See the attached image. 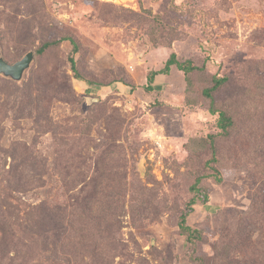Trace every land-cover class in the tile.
I'll use <instances>...</instances> for the list:
<instances>
[{
	"label": "rangeland",
	"instance_id": "374dc122",
	"mask_svg": "<svg viewBox=\"0 0 264 264\" xmlns=\"http://www.w3.org/2000/svg\"><path fill=\"white\" fill-rule=\"evenodd\" d=\"M28 51L0 74V264H264V0H0L1 56ZM172 52L203 68L146 89Z\"/></svg>",
	"mask_w": 264,
	"mask_h": 264
},
{
	"label": "trees",
	"instance_id": "16d2710c",
	"mask_svg": "<svg viewBox=\"0 0 264 264\" xmlns=\"http://www.w3.org/2000/svg\"><path fill=\"white\" fill-rule=\"evenodd\" d=\"M69 41H71V39L68 38ZM49 42H45V44L40 47L37 51L41 52L43 51L47 46H49ZM34 54V53H33ZM72 69L74 68V58L71 57L69 59ZM172 66H175L177 69L181 70L183 72L185 81L189 82L190 80V76L192 73H194L195 71H198L199 69H202L203 67H199L197 64H195V62H193L191 59H185V60H179L177 58V55L175 54V52H172L168 58L166 59V62L164 64V66L158 70H153L151 72H149L147 74L146 80H147V86L146 89L151 90L152 89V83L154 81V77L157 74H167L169 73L170 69ZM75 71V69H73ZM227 80L226 77H217V76H213V81H214V85L209 87V88H204V90H202V93H207L208 95L210 93L211 90H213L214 87H218L220 85V83L225 82ZM217 127L219 128V131L221 134L227 135L231 132V128L234 127L235 122L234 119L228 115V113L226 111H220L217 121H216ZM186 213H182L181 215V219H180V227L183 230L188 229V226L186 224Z\"/></svg>",
	"mask_w": 264,
	"mask_h": 264
},
{
	"label": "water",
	"instance_id": "95a60500",
	"mask_svg": "<svg viewBox=\"0 0 264 264\" xmlns=\"http://www.w3.org/2000/svg\"><path fill=\"white\" fill-rule=\"evenodd\" d=\"M33 58V52L28 51L19 60L9 63L1 56L0 53V74L14 80H20L24 71L30 67Z\"/></svg>",
	"mask_w": 264,
	"mask_h": 264
}]
</instances>
